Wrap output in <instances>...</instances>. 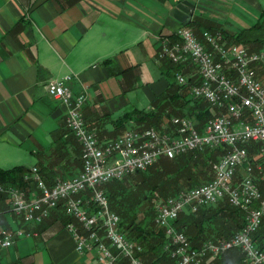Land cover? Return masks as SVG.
Instances as JSON below:
<instances>
[{"label": "built area", "instance_id": "obj_1", "mask_svg": "<svg viewBox=\"0 0 264 264\" xmlns=\"http://www.w3.org/2000/svg\"><path fill=\"white\" fill-rule=\"evenodd\" d=\"M175 35L172 42L167 37L158 38L157 57L194 65L198 80L190 86L189 95L223 112L207 118L200 129L190 118L171 117L169 130L146 127L98 139L86 128L80 113L84 95L72 96L65 84L70 75L50 80L46 91L66 108V127L80 146L81 167L76 174L47 186L32 166L23 176L33 182L28 192L0 183L2 211L23 224L37 225L60 204L64 214L81 229L79 232L72 223L65 227L77 254H91L94 264H142L135 256L141 248L119 232V218L109 210L101 185L142 171L159 157L172 159L202 147L226 146L212 164L211 179L165 198L158 204L153 222L162 230L163 250L175 264H200L206 257H218L235 248L243 253L246 264H264V249L256 248L251 240L264 215V199L253 181L252 166L246 164L240 178H233L247 157L244 142H259L264 158V88L251 69L253 63L264 60V54L249 53L236 44L224 45L219 34L207 31L201 33L202 42L188 28H178ZM175 79L179 84L186 83L180 73L175 74ZM223 197L230 206L243 211L242 226L226 240H208L192 248L173 222L183 211L193 213L200 207L213 206ZM23 236L28 235L18 228L0 231V251Z\"/></svg>", "mask_w": 264, "mask_h": 264}, {"label": "crops", "instance_id": "obj_2", "mask_svg": "<svg viewBox=\"0 0 264 264\" xmlns=\"http://www.w3.org/2000/svg\"><path fill=\"white\" fill-rule=\"evenodd\" d=\"M178 1L0 0V150H5L0 163L19 161V154L6 149L25 143L28 154L37 158L26 167H37L46 181L52 183L59 173L76 174L80 169L75 163L78 145L70 133H64L65 107L49 97L45 85L56 75L76 70L80 55L101 59L108 54L103 59L110 58L109 64L101 59L81 66L69 80H73L72 89L84 95L81 111L88 128L98 139L116 137L117 128L111 120L124 111L147 108L166 86L164 66L156 58L158 38L173 34L182 25L168 14ZM192 1L195 7L189 20L204 17L216 25L222 20L221 29L232 32L247 26L244 19L253 23L254 15L244 10L238 11L239 17L228 19L232 1ZM245 2L255 7L259 18L264 9L258 1L235 3ZM118 23L130 31L111 36L114 29L120 31ZM110 37L114 42L108 44ZM146 62L150 69L145 71L141 66ZM181 67L179 73L186 79L198 80L192 64ZM135 85L143 94L141 106H135L137 97L124 96ZM33 228L29 227L28 234L36 237ZM42 247L47 264H93L91 256L74 251L73 239L66 230L49 234Z\"/></svg>", "mask_w": 264, "mask_h": 264}, {"label": "trees", "instance_id": "obj_3", "mask_svg": "<svg viewBox=\"0 0 264 264\" xmlns=\"http://www.w3.org/2000/svg\"><path fill=\"white\" fill-rule=\"evenodd\" d=\"M260 18H264V10L260 12L257 21L247 27H243L235 32H230L220 28L217 29L216 34L221 36L224 45L235 43L241 47H246L248 52H264V38L261 37L260 34H256L257 31L263 29L262 23L259 21ZM204 21L208 20H206V18L204 19V17H195L189 20L184 26H188L189 24L202 25L201 23ZM211 28V26L208 28L203 26L202 31H208L210 33V31H212ZM192 31L196 38L202 42V31L198 32L195 29ZM166 37L170 42L176 40V35L174 33L169 34ZM158 60L162 62L165 69V88L149 102L147 108H133L122 112L117 118L112 119L111 122L115 128L130 123V125H133V129L153 127L156 130L165 131L169 130L167 126L170 127L169 119L171 117H187L193 121L194 126L197 129H200L207 118L223 112L215 107H211L205 100L201 98H192L189 95V88L193 83H196V80L193 81L192 78H188L185 84H179L176 82L174 75L181 71L182 63H174L166 58H159ZM103 62L109 64L111 59H103ZM251 69L256 79L257 77H262V75H264L263 63L255 62L251 65ZM85 126L89 129L86 123ZM65 132L70 133V136L78 145V158L76 161L79 162V160H81L79 157L80 146L73 134L66 127L64 133ZM214 152L221 155L224 151L222 150V147L219 146L214 148L202 147L200 149H195L185 154L178 155L172 159L163 157L165 162L162 161L160 164L155 165L159 162L156 161L148 166L147 170L136 171L133 174H137V180L134 184L137 185V187L134 188V195L131 198V201L130 198L125 199L122 196L124 189L129 188L126 184V176L119 180H111L110 182H106L101 185L107 198L109 210L119 218V232H121L127 240L141 248V251L135 256L142 264H175V260L170 258L168 253L163 250L165 238L162 230L157 228L153 222L155 214L153 210L151 215L153 223L150 222V227L148 228L145 224H143V226L141 225L144 215L137 220L135 215H131L129 213L131 212L130 204L134 202L135 206H140L142 201L151 199L153 192L159 191V188H161L163 183L166 182L165 178L172 179L175 183L179 179H187V177H189L188 174H186V176L181 174L183 171L191 169V167L187 165L192 166V168L197 167V164L203 165L205 159H212L211 156L214 155ZM198 170L201 171V168H198ZM27 171L28 168L24 165H13L8 168H0V183L14 185L28 192L33 189V182L28 179H24L23 176ZM144 171L146 172L144 173ZM38 173L40 172L38 171ZM41 177H43L45 183L48 185L51 184V182L46 181L44 176L41 175ZM211 177H205L206 181L210 180ZM239 177L240 174L236 172L233 178L234 180H238ZM257 186L259 192L263 196L262 192L264 193V181L258 180ZM189 188L191 187H186L185 189ZM145 190L148 191L147 194H144ZM179 190L182 189L180 186H177L174 193ZM0 209L1 211L4 210L2 201H0ZM142 212H144V210L140 211L141 214ZM4 215V211H2L0 213V228L5 231H12L11 229L13 228L4 218ZM243 218V211L230 206L226 197H223L218 200L213 207L198 208L194 213L186 212L184 214H179L177 219L173 222V225L177 230L181 231L185 235L192 248H198L204 241L209 240L217 242L230 238L233 234L238 232L242 226ZM15 219L17 220V218H14L13 220L16 221ZM69 223H72L77 230L81 232L79 224L71 217L66 216L62 207L58 204V206L50 212L46 219H44L40 224L33 225V230L36 232V236H40L46 230L47 232L48 230H51V233L55 234L59 231L66 230L65 227ZM14 227L15 229H22L25 234L29 235L28 231L30 230L25 226V228H23V225L18 221L15 222ZM251 240L256 248L260 250L264 249V215L261 218L258 229L252 235ZM24 257L16 258L8 264H23V260L26 259ZM208 259L206 258L204 263L201 264H246L244 261V255L239 249H232L225 252L220 257L211 259L209 257ZM120 264H126V261H123Z\"/></svg>", "mask_w": 264, "mask_h": 264}, {"label": "rangeland", "instance_id": "obj_4", "mask_svg": "<svg viewBox=\"0 0 264 264\" xmlns=\"http://www.w3.org/2000/svg\"><path fill=\"white\" fill-rule=\"evenodd\" d=\"M229 1H232L233 3H232V9H231V11H230V13L228 15V19H232V17L233 18L239 17V12L242 13V11L244 10V11H248L251 15H254L253 22L257 21V18H258V17L256 18L257 13L254 10L255 7H253V5L249 4L248 2H245L246 5H242V4L235 3L236 0H229ZM257 1H258L259 5H261V8L264 9V0H257ZM194 14H197L196 9H195ZM259 21L262 23L263 29L257 31V33L255 32V33L256 34H260V36L264 38V18H260ZM242 22H244L243 24L244 25L246 24L247 26H249V24H252V23H249V21H247L245 19ZM201 24L202 25L189 24L188 27L181 25L180 27H186L188 29L193 28V29L197 30L198 32H201L203 26L204 27H207V28L209 26H211L212 27L211 28L212 31H210V33H212L214 35L217 33V29H220L221 27H223L222 26L223 25V21L222 20L219 21V25H216L215 23H213L214 24L213 25L209 21H204ZM117 25H118L117 28L120 29V31L114 29L112 31V33H111V36L113 34H115L116 37H118V34L122 36L123 34H126V33H128L130 31L129 29H124L125 27H123L122 23H118ZM244 25H241V26H244ZM247 26H245V27H247ZM127 28H129V27H127ZM239 29H241V28H239ZM225 30L231 31V30H228V29H225ZM175 31H174V34H175ZM163 37H166V36H163ZM111 38L112 37H110V38L107 39V43L108 44L110 43V41L111 42H114V40H112ZM230 44H235V43H230ZM245 50L247 51L248 49L245 47ZM249 53H252V52H249ZM256 53H263L264 54V52H256ZM108 56H109L108 54L107 55H104L103 57H101V59H103L105 57H108ZM101 59H94L93 57H91V55H80V57L77 60V64H76L77 65V68H76V70L78 72L79 71L78 68H80L81 66H85L86 67L88 64L97 63ZM258 62L264 64V60H261V61H258ZM148 63H150V61H148ZM141 68L144 69L145 71H146V69H148V70L150 69L149 68V64H147V62L144 63V64H142ZM76 70H74L72 72H76ZM72 72L67 71L66 73H64L62 75L59 74L60 76L59 75H56L52 79H54V80L61 79L65 75H72L73 74ZM185 80H187V79L185 78ZM256 80H258V82L260 83V85L264 88V75H262V77H257ZM65 84H68V86L71 89L73 88V80L72 79L66 81ZM70 91H71L72 96L76 95V93L78 92V91L75 92L73 89L70 90ZM77 94H79V93H77ZM124 96L126 98H128V99H131L132 97L133 98L134 97H137L138 98L137 101L133 100L135 102V106H141L142 105L141 103H143V100H144L143 94H142V92L140 90V87L137 86V85H135L134 89H131L130 92L124 94ZM49 97H51V96H49ZM80 112H81V115H82V111L81 110H80ZM65 117H66V115H65ZM167 128L170 129L171 128V125H170V127L167 126ZM132 129H133V125H130V123H127V124H125L123 126H120V127L117 128V135L116 136L120 135L121 133H123L126 130H132ZM252 143H253V145H252ZM250 144H251V146H250ZM243 146H244V148L246 150L247 157H246L244 163L241 165V167L237 169V173H239L241 175L242 169H244L243 167L246 164L251 165L252 166V178H253V181H254L255 185L257 186V181L258 180L264 181V158L261 156L260 151H259V142L247 141V142H244L243 143ZM247 146L249 147V150H248V147ZM225 148H226V146L223 147L222 150L225 151ZM6 150H11V152L14 150L15 151V154H19L20 158H19V161H17L18 163L17 162H14V161L5 162V163H2L1 162L0 163V168H8V167H11L13 164L14 165L15 164H21V165H24V166H30V165L36 163V161H37V158L35 157V155L28 154V149H27L25 143H23L21 145H17V146L15 145L12 148H7ZM4 152H5V150H0V154H3ZM218 156H220V155H218V153L214 152V155L211 156L212 159H209V160H206L205 159V161L203 162L204 163L203 165L197 164L198 166L197 167H193V168H192V166L187 165V166L191 167V169L185 170V171H183L181 173L184 176H186V174L189 175V177H187V179H185V180L179 179L175 183L172 179L165 178V180H166L167 183L166 182L163 183L162 187L159 188V191H154L153 194L151 195V199H147L145 201H142L141 204H140V206H135V203L132 202L130 204L131 212H129V213L131 215H135L137 217V220H138V218L140 219L142 217V215H144L143 216L144 219H142V224L141 225L143 226V224H145L149 228L150 227V222L153 223L152 222V216L151 215H152L153 212L155 213L158 204L161 203L165 198L173 196L175 194L174 192L176 191V187L177 186H180V188L182 190H186L185 189L186 187H191L192 188V187H195V186H197V185H199L201 183H204V181L206 182V178L205 177H208V178L211 177V175H212V164L218 159ZM79 157H80V155H79ZM206 157H207V155H206ZM157 161H159V162L156 163L155 165L160 164L162 161L165 162L163 160V157H159ZM169 161H174V160H169ZM75 163H76V166H80L81 165V160H79V162L76 161ZM179 165H181V164H179ZM198 168H201V171H199ZM144 170H147V168L144 169ZM145 172L146 171H144V173ZM39 176L41 177V174L40 173H39ZM57 177L58 178H65V177H70V176H65L63 173H59ZM126 177H127L126 178L127 179L126 180V184L128 185L129 188H125L124 189V191L122 192V196L125 199L130 198V201H131V198L134 195V188L137 187V185H134L136 183V180H137L136 179L137 174H135V175L132 174V175H129V176H126ZM55 179H57V178H55ZM108 182H110V181H108ZM46 185L49 186L47 183H46ZM257 188H258V186H257ZM182 190H179V191H182ZM147 192L148 191L145 190L144 191V194H147ZM262 194L264 196V193L263 192H262ZM260 196H261L262 199H264V197L261 195V193H260ZM52 210H54V209H51L50 212ZM141 210H144V212H142V214L140 213ZM152 210H153V212H152ZM5 212L6 211H4V214H5L4 215V218L11 224V227L13 228L11 230L13 231L15 229V227H14L15 226V222L18 221L19 223H21V221H20L19 218L13 216L12 214L5 213ZM50 212H49V214H50ZM184 213H186V211H183L180 214H184ZM49 214H48V216H49ZM14 218H17V220L15 219L16 221H14L13 220ZM31 226H33V224H29L27 226V229H29V227H31ZM25 227L23 225V228H25ZM174 228H175V226H174ZM0 231H5V230H3L2 228H0ZM49 234H51V230L48 233L43 234L41 237L36 236L38 238H36L33 235H30V236L28 235V236H23L21 238H18L17 240H15L13 242V244L10 247H8V248L3 249V250L0 251L1 263L2 264H8V262L10 260L16 258L17 256H22V257L26 256V257H24L26 259L23 260L25 263L26 262L29 263V260H30L32 264H47L48 263V260H47V257H46V254L44 252V249H43L42 245H43L44 239H46V238L49 237ZM87 255H89V256L92 257V261H93V264H94V258H93V256L91 254H87ZM220 256H218V257H220ZM210 259H211V257H210ZM205 260L206 259H203V262H201V263H204Z\"/></svg>", "mask_w": 264, "mask_h": 264}, {"label": "water", "instance_id": "obj_5", "mask_svg": "<svg viewBox=\"0 0 264 264\" xmlns=\"http://www.w3.org/2000/svg\"><path fill=\"white\" fill-rule=\"evenodd\" d=\"M195 3L192 0H180L169 9L168 14L176 21L185 25L194 10Z\"/></svg>", "mask_w": 264, "mask_h": 264}, {"label": "bare ground", "instance_id": "obj_6", "mask_svg": "<svg viewBox=\"0 0 264 264\" xmlns=\"http://www.w3.org/2000/svg\"><path fill=\"white\" fill-rule=\"evenodd\" d=\"M182 26H184V25H182ZM184 28H186V27H184ZM192 32V31H191ZM208 32V31H207ZM193 33V32H192ZM194 34V33H193ZM195 35V34H194ZM223 42V41H222ZM157 59H159L158 57H156ZM185 63H190V62H185ZM185 63H182V64H185ZM191 64V63H190ZM194 66V65H193ZM195 68V67H194ZM196 70V69H195ZM174 78H175V76H174ZM256 79V78H255ZM176 80V79H175ZM258 81V80H257ZM177 82V81H176ZM70 90V89H69ZM84 101V100H83ZM60 103V102H59ZM82 104H83V102H82ZM82 104H81V107H80V110H81V108H82ZM64 106V105H63ZM65 107V106H64ZM81 113V112H80ZM65 115H66V108H65ZM82 116V115H81ZM82 119H83V117H82ZM83 122H84V120H83ZM84 124H85V122H84ZM65 125H66V123H65ZM67 128V127H66ZM87 128V127H86ZM68 129V128H67ZM69 130V129H68ZM71 132V131H70ZM72 133V132H71ZM37 169V168H36ZM37 172H38V170H37ZM39 174V173H38ZM42 179V178H41ZM57 179H59V178H57ZM43 180V179H42ZM56 179H54V181H55ZM31 181V180H30ZM53 181V182H54ZM52 182V183H53ZM45 183V182H44ZM51 183V184H52ZM46 184V183H45ZM217 203V202H216ZM215 203V204H216ZM213 206H214V204H213ZM207 207H211V206H207ZM200 208H205V207H200ZM186 211V210H185ZM186 212H188V211H186ZM196 212V211H195ZM5 213H7V212H5ZM191 213V212H190ZM194 213V212H193ZM263 217V216H262ZM22 223V222H21ZM23 224V223H22ZM23 225H29V224H23ZM22 230V229H21ZM23 231V230H22ZM252 237V236H251ZM236 249V248H235ZM232 250V249H231ZM223 255V254H222ZM206 258H209V257H206ZM206 258H204V259H206ZM211 258H216V257H211ZM202 262H203V260H202ZM201 264V263H200Z\"/></svg>", "mask_w": 264, "mask_h": 264}]
</instances>
